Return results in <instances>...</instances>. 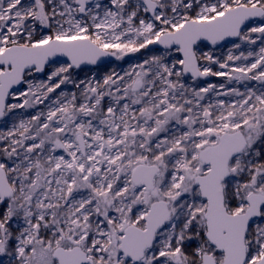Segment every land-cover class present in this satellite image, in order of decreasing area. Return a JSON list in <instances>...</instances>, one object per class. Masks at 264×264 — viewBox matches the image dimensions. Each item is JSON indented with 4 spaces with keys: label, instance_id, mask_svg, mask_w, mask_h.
I'll use <instances>...</instances> for the list:
<instances>
[{
    "label": "snow or ice",
    "instance_id": "6c2138e0",
    "mask_svg": "<svg viewBox=\"0 0 264 264\" xmlns=\"http://www.w3.org/2000/svg\"><path fill=\"white\" fill-rule=\"evenodd\" d=\"M0 264H264V0H0Z\"/></svg>",
    "mask_w": 264,
    "mask_h": 264
},
{
    "label": "rangeland",
    "instance_id": "374dc122",
    "mask_svg": "<svg viewBox=\"0 0 264 264\" xmlns=\"http://www.w3.org/2000/svg\"><path fill=\"white\" fill-rule=\"evenodd\" d=\"M123 66H125V67H126L127 65H123Z\"/></svg>",
    "mask_w": 264,
    "mask_h": 264
}]
</instances>
